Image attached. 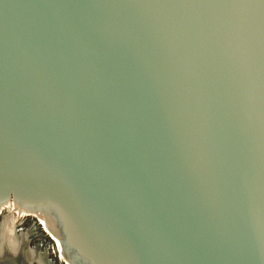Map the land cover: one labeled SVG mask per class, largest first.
Instances as JSON below:
<instances>
[{
	"label": "water",
	"instance_id": "95a60500",
	"mask_svg": "<svg viewBox=\"0 0 264 264\" xmlns=\"http://www.w3.org/2000/svg\"><path fill=\"white\" fill-rule=\"evenodd\" d=\"M10 202L60 264H264V0H0V264H49Z\"/></svg>",
	"mask_w": 264,
	"mask_h": 264
},
{
	"label": "bare ground",
	"instance_id": "6f19581e",
	"mask_svg": "<svg viewBox=\"0 0 264 264\" xmlns=\"http://www.w3.org/2000/svg\"><path fill=\"white\" fill-rule=\"evenodd\" d=\"M8 205H9V208L7 210V213H4V214L11 215L10 213L11 212L13 213L14 218L12 216H10V222L14 228H17V226L19 225V222L24 218L22 216H25L26 214H29V213L27 211H25L24 209L20 210L19 208L15 207V205L12 204V202H10ZM29 215H32V214H29ZM38 217H39L40 226L42 227V229H46V231H48L50 233V236L53 237V239L55 241L54 242V250L56 251V256L63 259L64 256H63L62 244H61L60 239L50 231L49 227L46 225V223L44 221V218H42L40 216H38ZM17 220H19V221H17ZM37 230H38V227L36 225H34L33 232L36 233ZM46 249L48 250V248H46ZM49 264H52L50 259H49Z\"/></svg>",
	"mask_w": 264,
	"mask_h": 264
},
{
	"label": "rangeland",
	"instance_id": "374dc122",
	"mask_svg": "<svg viewBox=\"0 0 264 264\" xmlns=\"http://www.w3.org/2000/svg\"><path fill=\"white\" fill-rule=\"evenodd\" d=\"M10 214L11 215L9 216H12V217L14 216L12 212ZM28 215L29 214L22 216L24 218L19 222L18 229L19 228L29 229L32 226L34 220H32V218H30ZM1 220H2V216H0V222ZM36 234L38 235L33 238L32 245L35 246L36 244H39L43 251L45 248H48V259L51 260L52 264H60V261L58 260V257L56 256L55 252H52L53 251L52 242L49 240V238L47 236L42 235V231L40 229L36 231Z\"/></svg>",
	"mask_w": 264,
	"mask_h": 264
},
{
	"label": "flooded vegetation",
	"instance_id": "af4514ba",
	"mask_svg": "<svg viewBox=\"0 0 264 264\" xmlns=\"http://www.w3.org/2000/svg\"><path fill=\"white\" fill-rule=\"evenodd\" d=\"M29 217L32 218V220L36 221L38 224H40L39 219L35 215L32 214V215H29ZM47 237L52 242V247H53V251L52 252H55V250H54V242L55 241H54L53 237H51L49 233H48V236ZM58 260H59V257H58Z\"/></svg>",
	"mask_w": 264,
	"mask_h": 264
}]
</instances>
